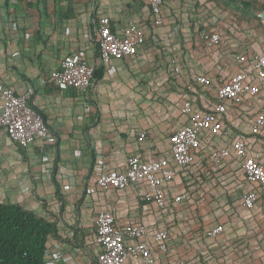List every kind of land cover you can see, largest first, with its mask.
<instances>
[{"label": "crops", "instance_id": "crops-1", "mask_svg": "<svg viewBox=\"0 0 264 264\" xmlns=\"http://www.w3.org/2000/svg\"><path fill=\"white\" fill-rule=\"evenodd\" d=\"M210 6L209 2L200 4L198 13L192 15L193 6L184 5L183 0H166L163 12L168 24L158 28L151 24L142 0H0V91L5 86L13 87L17 95L33 91L31 105L57 137L55 183L60 189L58 196L47 172L49 147L38 142L23 150L0 131V202L30 200L33 210L47 208L55 213L69 238L73 234L66 226L78 223L87 241L94 233L97 213L106 208L120 225L143 223L153 232L167 228L170 251L154 264L177 260L184 264H264V189L258 190L259 201L251 210L242 207L249 186L240 163L232 159L213 167L207 158L213 147L226 142L223 137L205 134L200 153L204 165L176 170L175 180L165 186L169 204L164 210L143 199L145 186L123 192H101L96 187L99 172L123 169L130 156L151 160L170 154V135L188 123L181 112L188 96L197 99L200 109L211 105L210 91L204 98V89L193 94L187 90L195 76L203 74L220 84L238 72L232 57L237 44L230 37L228 47L209 50L191 26V17L201 23ZM100 15L108 16L113 27L138 24L148 40L146 48L135 57L103 67V78L87 95L43 86L40 77L47 68H59L64 59L96 60L91 21ZM175 26L180 31L168 37ZM226 27L228 32L234 30V25ZM159 40L164 59L155 48ZM171 57L182 64L179 76L169 65ZM261 109L264 83L257 97L228 111L226 124L248 140L264 164V135L251 133V121ZM142 133L146 139H141ZM223 184L228 191L222 190ZM183 192L187 201L174 203ZM227 193L229 200L210 199V195L218 198ZM220 225L224 232L210 237V231ZM65 247L72 246L65 242ZM82 263L89 259L84 256ZM127 264L142 263L130 260Z\"/></svg>", "mask_w": 264, "mask_h": 264}, {"label": "built area", "instance_id": "built-area-1", "mask_svg": "<svg viewBox=\"0 0 264 264\" xmlns=\"http://www.w3.org/2000/svg\"><path fill=\"white\" fill-rule=\"evenodd\" d=\"M150 12L151 24L165 27L167 18L163 9L166 0H142ZM183 4L192 6V0H183ZM193 8V7H192ZM198 13V9H192ZM194 15V14H193ZM199 23L191 17L197 30L198 41L209 50H220L228 47V28L222 24L221 17L214 13H205ZM174 23V22H173ZM92 40L98 49L96 60L89 62L83 58L64 59L60 67L47 68L39 81L43 86L71 88L81 95H87L96 87L95 72L100 66H108L114 60L132 58L141 53L147 46V38L136 23L113 27L112 20L100 15L91 21ZM175 26L167 33L172 37L179 32ZM234 63L239 70L229 75L222 83L217 84L208 76L200 74L194 77L187 86L191 94L204 89L211 92L212 101L207 109H200L197 99L191 95L183 102L181 112L188 117V123L174 131L170 137V154L151 160H143L139 156H130L126 166L119 171H101L96 176V187L99 191L123 192L131 187H147L143 199L164 210L169 204L165 195V186L172 183L177 176V169L188 170L204 165L200 155L203 137L220 136L226 142L213 147L208 154V161L213 167H220L227 161L236 159L244 173L249 189L243 194L242 207L251 210L259 200V189H264V164L260 156L252 149L248 140L241 134L235 135L226 124V116L232 107L242 105L248 98L257 97L264 83V52L251 49L236 50L232 53ZM169 65L173 74L179 76L183 72L181 62L171 57ZM33 91L17 95L13 87L5 86L0 91V131H3L19 148L29 149L41 142L49 147L46 154L49 176L54 170L56 159L57 137L52 132L41 113L31 105ZM251 133L254 136L264 135V109L258 111L251 121ZM141 139H146L142 133ZM187 193L177 195L174 203L187 201ZM25 209H32L30 200L20 203ZM42 217H48L42 209L38 211ZM49 220L54 221L52 217ZM63 225L59 231L63 239L69 238L64 233L68 230ZM220 225L210 231L212 238L224 232ZM170 232L167 228L151 231L143 223L120 225L111 209H102L96 215L94 233L89 237L96 250L97 264H127L135 260L142 264H154L160 256L170 251ZM83 251L78 247H65V242L57 241L49 247L44 256L45 264H83ZM87 264H90L87 263ZM170 264H184L182 260Z\"/></svg>", "mask_w": 264, "mask_h": 264}, {"label": "trees", "instance_id": "trees-1", "mask_svg": "<svg viewBox=\"0 0 264 264\" xmlns=\"http://www.w3.org/2000/svg\"><path fill=\"white\" fill-rule=\"evenodd\" d=\"M229 1L239 4L249 12L255 11L264 15V0ZM206 2L208 0H192V9H197L200 4ZM192 9H190V14ZM70 16L66 14L67 18ZM98 55L97 49V57ZM94 78L97 82L103 78V66L97 68ZM57 147L56 143V159L51 178L57 188L56 193L60 196L59 186L55 183ZM20 149L25 150L22 147ZM43 210L54 221L49 220L48 217H42L38 211L25 209L20 203L0 202V264H45L46 250L57 241L67 242L72 247L80 248L90 264H97V253L92 251L93 245L86 240L84 230L78 227V223L73 227L66 226L70 229L69 232H72L73 237L63 239L59 231L60 221L57 215L47 208Z\"/></svg>", "mask_w": 264, "mask_h": 264}, {"label": "rangeland", "instance_id": "rangeland-1", "mask_svg": "<svg viewBox=\"0 0 264 264\" xmlns=\"http://www.w3.org/2000/svg\"><path fill=\"white\" fill-rule=\"evenodd\" d=\"M208 2L211 3V10L208 11L219 15L225 27L234 25V30L228 33L230 42L233 41V43L237 44L236 49L240 51L251 49L252 51L264 52V15L255 11L249 12L243 9L239 4L231 3L229 0H208ZM149 41L152 43L154 42L151 38H149ZM158 44H161V46ZM155 48L160 51L159 56L162 59L166 58L161 40L155 45ZM239 171L240 170H238V172ZM220 187L222 190L228 191L226 189L227 184L220 185ZM224 198L229 200V194L220 195L218 198L210 195V199L214 200L219 199L223 201ZM231 201L237 200L232 198Z\"/></svg>", "mask_w": 264, "mask_h": 264}]
</instances>
